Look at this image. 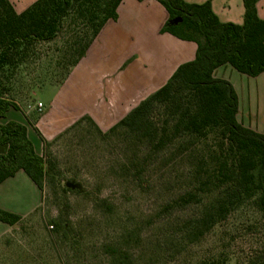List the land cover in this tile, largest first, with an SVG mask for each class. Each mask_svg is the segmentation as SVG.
Segmentation results:
<instances>
[{
  "label": "trees",
  "instance_id": "obj_1",
  "mask_svg": "<svg viewBox=\"0 0 264 264\" xmlns=\"http://www.w3.org/2000/svg\"><path fill=\"white\" fill-rule=\"evenodd\" d=\"M120 1L34 0L16 13L8 0H0V119L9 107L17 109L2 93L7 74L67 28L71 40L59 60L67 52L75 56L54 83L62 82L102 25L115 20ZM155 1L166 12L159 32L193 42L194 57L101 135L120 129L131 138L134 152L124 172L138 190L148 191L151 172L160 171L169 192L165 207L180 211L163 242H153L156 252L174 257L188 246L205 244L194 264H226L235 255L244 264H264V133L236 119L232 85L213 76L223 64L249 77L264 72V20L256 14L258 0H241V24L219 21L208 1ZM47 74L41 77L43 85L53 83ZM82 119L101 131L87 115L74 124ZM0 144L7 146L0 154V182L21 170L41 193L47 169L25 126L0 123ZM19 220L18 214L0 209L1 222L14 225ZM138 236L130 230L103 244L105 264H134L129 244Z\"/></svg>",
  "mask_w": 264,
  "mask_h": 264
},
{
  "label": "rangeland",
  "instance_id": "obj_2",
  "mask_svg": "<svg viewBox=\"0 0 264 264\" xmlns=\"http://www.w3.org/2000/svg\"><path fill=\"white\" fill-rule=\"evenodd\" d=\"M9 1L15 10H23L34 0ZM231 8H234L232 2ZM150 13L154 21L159 16L154 10ZM66 31L64 28L55 42L40 45L34 56L26 57L15 72L3 78V96L17 104V109L5 111L6 118L22 120L26 125L22 111H26L25 106L31 107L34 112L29 117L35 120L37 132L48 134L51 139L41 142L40 155L47 174L40 204L19 220L14 237L0 238V249H4L0 264H105L103 244L130 230L139 233L136 243L129 244L136 259L134 264H194L207 247L205 244L188 246L174 257L156 252L153 247V242L157 239L163 242L164 235L174 229V218L180 215L177 208L165 207L169 192L160 178L161 172H151V189L138 190L130 175L124 172L134 152L131 138L120 129L101 135L141 98L137 95L140 85L134 82L126 86L125 71H136L142 64L149 67L150 61L144 59L141 51L138 59L126 54L122 59L115 55L117 58L109 60H104L108 56L104 52L99 55L90 52L64 83L43 85L44 71L53 83L58 82L75 56L67 52L59 60L64 45L71 40ZM93 66L98 72V85L88 97L84 91L91 88L83 78L78 79V71L88 73ZM37 101L43 105L42 113L36 110ZM44 112L46 115L41 117ZM82 115L91 117L102 130L97 131L85 119L74 124ZM68 122L72 123L61 129ZM56 125L57 133L51 136ZM28 129L30 139L38 143L37 133ZM17 189L19 195L28 198L24 188ZM16 208L28 210L24 205ZM226 264L244 263L235 255Z\"/></svg>",
  "mask_w": 264,
  "mask_h": 264
},
{
  "label": "crops",
  "instance_id": "obj_3",
  "mask_svg": "<svg viewBox=\"0 0 264 264\" xmlns=\"http://www.w3.org/2000/svg\"><path fill=\"white\" fill-rule=\"evenodd\" d=\"M198 1H208L212 12L216 15L219 21L241 24L243 13L241 0ZM9 2L16 13L22 11L15 10L14 4L11 1ZM231 2L234 6L233 9L231 8ZM31 3L32 2L30 1L29 5ZM157 4L158 2L155 0H121L116 7L115 20H107L102 25L96 36L86 48L82 57H80L74 66L70 68L62 82L50 84L64 83V80L69 78L70 75L72 76V72L80 66L90 52H93L95 55L104 52V55H108L104 57V60H109L112 57L117 58V56L122 59L126 54L138 59V52L141 51L144 55V59L150 61L151 65L146 67L142 64L141 68L138 67L136 71H125L124 73L127 77L126 86H130L134 82L140 85V90L137 95L141 98L137 100L138 102L135 104L136 106L139 101L144 99L142 98L143 96L150 93V91L151 93L154 92L160 87V85L164 84L179 64L189 61L194 57L195 44L193 42L180 40L166 32H159V28L166 19V12L164 9L161 10ZM255 9L257 16L264 20V0H258L255 4ZM151 10H154L159 14L155 21L150 16ZM121 39L124 40L123 43L118 44ZM108 45L111 47H108ZM115 45L120 48H117ZM90 69L92 70L88 73L87 71H78V79L83 78L85 83L91 88V90L84 91L88 97L91 96V94L93 95V88L98 85V72L94 66ZM213 76L225 79L232 85L237 96L236 119L242 125L257 132L264 133V72L255 77H249L237 72L230 65L223 64L214 69ZM37 102L41 103L40 101ZM42 107L43 105L41 106L39 113H42ZM25 108L26 111H22V113L26 125H24L22 120L20 121L13 117L6 118L5 115L0 119V123L15 121L24 125L26 128V136L32 144L33 151L40 155L42 140H49L51 137L47 136L48 134L37 132L34 123L35 120H31L29 117L33 109L27 106H25ZM44 115H46V112H44L41 117ZM39 119L40 118H38V120ZM90 119L94 122L91 117ZM71 123L72 122L62 124L61 129ZM94 124L100 129L96 122H94ZM28 127L37 133L39 137L38 143H35L30 139ZM55 127H57V125L52 128L57 130L58 128ZM55 131L54 133L50 132L52 133L51 136L57 133V131ZM6 148L7 146L5 144H0V154H4ZM16 184L20 185L17 188H24L26 190L28 198L22 197L16 192V190H18ZM40 199V191L21 170L16 171L12 176L0 182V209L18 214L20 219H23L28 212L32 213L39 206ZM20 205H24L28 210L23 212L16 208ZM15 231L16 224L8 225L0 221V238L10 235L14 237ZM3 250L4 249H0V258H3Z\"/></svg>",
  "mask_w": 264,
  "mask_h": 264
},
{
  "label": "built area",
  "instance_id": "obj_4",
  "mask_svg": "<svg viewBox=\"0 0 264 264\" xmlns=\"http://www.w3.org/2000/svg\"><path fill=\"white\" fill-rule=\"evenodd\" d=\"M41 103H39V102H37L36 103V110L39 112L40 111V109H41Z\"/></svg>",
  "mask_w": 264,
  "mask_h": 264
}]
</instances>
